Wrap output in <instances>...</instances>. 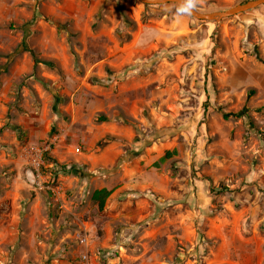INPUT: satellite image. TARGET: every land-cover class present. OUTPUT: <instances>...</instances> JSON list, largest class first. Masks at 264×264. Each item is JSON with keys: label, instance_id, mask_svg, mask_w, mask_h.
Here are the masks:
<instances>
[{"label": "rangeland", "instance_id": "rangeland-1", "mask_svg": "<svg viewBox=\"0 0 264 264\" xmlns=\"http://www.w3.org/2000/svg\"><path fill=\"white\" fill-rule=\"evenodd\" d=\"M176 6L0 0V264H83L81 235L88 264H264V5L215 20ZM43 142L55 192L25 158Z\"/></svg>", "mask_w": 264, "mask_h": 264}, {"label": "built area", "instance_id": "built-area-1", "mask_svg": "<svg viewBox=\"0 0 264 264\" xmlns=\"http://www.w3.org/2000/svg\"><path fill=\"white\" fill-rule=\"evenodd\" d=\"M51 150L52 143L43 142L40 145L27 148L25 153V158L30 165L35 177V184L41 190H45L47 188L53 190V187L48 184L49 180H47V176L43 172V167L46 163V153L50 152ZM76 151L79 153L80 147H77ZM78 240L82 246V249L79 252V259L83 264H88L90 262V239L88 235H81L79 236Z\"/></svg>", "mask_w": 264, "mask_h": 264}, {"label": "crops", "instance_id": "crops-1", "mask_svg": "<svg viewBox=\"0 0 264 264\" xmlns=\"http://www.w3.org/2000/svg\"><path fill=\"white\" fill-rule=\"evenodd\" d=\"M116 131H119L122 133H128V130L126 128H121V129H118ZM51 151H53V149ZM119 155H120V150L118 148H116L115 145H111V146H107L103 150H101L100 153L97 155L96 160L99 161L101 164H108L110 162H113ZM163 155H161L156 161H154V163L157 162ZM45 160H46V156H45ZM5 161H9V160L5 159ZM17 165H19V163ZM2 181H5V180H2ZM122 181L125 183V185H127L133 180H122ZM32 182H33V180H32ZM136 182L139 183V185H142L143 180H136ZM25 187L26 188L28 187V183L25 180H13V182L11 184L8 182L6 183V187H5V189H3V192H5L6 197L12 198L14 200L15 204H18L17 200L19 198L25 197V193H24ZM103 187L109 188L108 186H101V187H98L96 189H100ZM57 189H59V188H57ZM109 189H111V188H109ZM111 190H113V189H111ZM53 192H55L54 187H53ZM111 195H112V193H111ZM110 196H109V198H110ZM109 198L107 199V201L109 200ZM105 207H106V205H105Z\"/></svg>", "mask_w": 264, "mask_h": 264}, {"label": "water", "instance_id": "water-1", "mask_svg": "<svg viewBox=\"0 0 264 264\" xmlns=\"http://www.w3.org/2000/svg\"><path fill=\"white\" fill-rule=\"evenodd\" d=\"M141 1L146 4H152V5H159V4H165V3H177V0H141ZM263 4H264V0H248L244 3L237 4L235 6H232L224 10H216V11H210V12L199 11V13H197V15H194V16L201 20H215V19L229 17L232 15H236L238 13H242V12L257 8Z\"/></svg>", "mask_w": 264, "mask_h": 264}, {"label": "trees", "instance_id": "trees-1", "mask_svg": "<svg viewBox=\"0 0 264 264\" xmlns=\"http://www.w3.org/2000/svg\"><path fill=\"white\" fill-rule=\"evenodd\" d=\"M120 13L122 18L125 21H129V17L127 16V14L123 11L122 8H120ZM23 46L26 47V41H23ZM238 116H241L240 113L237 114ZM225 117H229V114H225ZM177 154V150L173 149V150H167L165 152V154L157 161L154 163V166L159 168V166L166 162L168 159L172 158L174 155ZM49 155V152L46 153V157ZM112 190L107 188V187H103L100 189H96L93 193H92V200L97 203L99 209L102 211L105 208L107 199L109 198V196L111 195Z\"/></svg>", "mask_w": 264, "mask_h": 264}, {"label": "clouds", "instance_id": "clouds-1", "mask_svg": "<svg viewBox=\"0 0 264 264\" xmlns=\"http://www.w3.org/2000/svg\"><path fill=\"white\" fill-rule=\"evenodd\" d=\"M203 2L204 0H177V6L170 11H172L175 20L185 16H194L199 13Z\"/></svg>", "mask_w": 264, "mask_h": 264}]
</instances>
